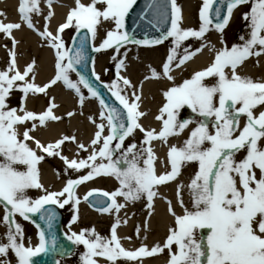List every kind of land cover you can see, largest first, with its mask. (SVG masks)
Listing matches in <instances>:
<instances>
[{
	"label": "snow or ice",
	"instance_id": "1",
	"mask_svg": "<svg viewBox=\"0 0 264 264\" xmlns=\"http://www.w3.org/2000/svg\"><path fill=\"white\" fill-rule=\"evenodd\" d=\"M53 2L47 0L48 11L43 15L45 24L42 31L35 28L31 15H42L39 0H19L18 5L23 24L37 31L47 45L55 50V75L42 86L34 82V60L23 71L17 66L15 47L18 41L11 33L19 30L21 23L0 22V33L12 42L7 67L0 70V207L4 210L0 224L7 229L3 236L6 242H0V257L5 258L0 260V264H9V252L14 255L16 264H35L33 258L42 253L64 254L62 249L58 251L53 231L56 213L45 208V205L63 208L71 203V223H75L79 219L77 205L80 203V198L75 195L76 186L99 176L114 177L119 187L111 193L90 190L83 198L89 202V206L98 212L112 214L125 206L118 203L116 197H122L128 203L143 199L151 216L158 186L177 181L182 168L190 163H195L197 167L189 182L176 184V199L183 214L177 215L172 201L166 200L167 211L174 218V227H169L162 245L158 243L150 249L142 245L136 250H126L116 232L121 224L117 217L111 225L110 238L101 237L94 229L66 234L73 245L84 247L85 251L80 256L81 264H99L97 257L103 258L108 264H116L118 259L136 261L162 254L165 250L168 252L167 264H264V110H259L258 115L255 111L264 108V80H254L241 75L239 71L250 57L264 55V0H219L218 4L216 0H203L198 30L181 27L182 11L177 0H150L142 19H147L157 30L158 25L166 21L170 23L166 32L152 40H138L123 31L125 17L136 0H90L87 4L75 0V6L57 26L55 34L48 28V22L54 16ZM249 3L250 10L243 14L249 29L248 38L241 37L243 42L231 48L221 40L224 46L215 51L212 62L206 68L195 71L190 78L162 92L164 103L155 116L156 120L161 121L158 132L146 129L140 123L147 115L146 111L141 110V89L132 84L129 78L119 74L126 67L119 55L112 57L117 78L104 86L111 91L120 107L106 104L86 76L77 72V65L83 67L87 63L89 39L95 40L100 26L109 22L114 25V29L106 31L105 38L98 47L93 46V51L111 48L119 53L121 47L128 43L152 46L172 38L173 47L161 71L150 68V76L146 75L144 79L174 81L171 75L173 65L181 69L204 47H209L210 51L214 49V46L208 45H201L194 50L185 48L183 54L177 56L176 49L181 47L182 42L189 37L202 40L210 26L222 33L233 9ZM214 4L215 23L210 18ZM222 5H226V12ZM68 28H73L76 33L71 46L66 45L61 36ZM81 30L86 32L81 34ZM71 72H77V81L70 78ZM92 75L96 76V73L93 71ZM207 78H213L214 83H206ZM96 79L99 80V77L96 76ZM58 82L74 92L81 107L86 97L80 85L87 88L92 98L99 100L100 122L92 116L88 117L95 130L90 140L92 151L86 159L69 160L61 154L60 149L65 142L76 143L75 135H62L54 143L44 144L31 134L38 125L46 127L47 122L59 121L61 117L53 112L58 107L52 102L54 98L49 99L47 109L39 114L27 110L28 96H47V89ZM127 89L132 90L131 95ZM13 90L23 94L19 107H9L6 102ZM184 106L198 119H178V113ZM73 115L71 111L67 113L68 117ZM27 122L32 123L29 125ZM189 124L195 127L188 132L182 144L168 147L169 170L157 174L155 165L158 157L153 142L159 140L167 145L170 137L180 136ZM137 130L142 133L140 142L126 145L125 141L129 137L134 138ZM29 141L35 148L30 146ZM76 147L88 151L83 143H76ZM38 153L59 157L68 169L77 172L87 169V174L77 179H67L60 191H48L40 183L38 169L45 156ZM98 158L100 163H96ZM18 166H23L24 170ZM28 189H40L45 194L31 199L26 195ZM185 189L188 194L187 205L184 201ZM94 194L102 195L107 200L96 198L89 201ZM29 213H39L48 229L47 232L38 231L35 247L31 246L30 241L25 246L23 230L14 218L19 215L28 220ZM144 229L147 230V220ZM136 231L139 233L140 228L137 227ZM54 264H59V261H54Z\"/></svg>",
	"mask_w": 264,
	"mask_h": 264
},
{
	"label": "bare ground",
	"instance_id": "2",
	"mask_svg": "<svg viewBox=\"0 0 264 264\" xmlns=\"http://www.w3.org/2000/svg\"><path fill=\"white\" fill-rule=\"evenodd\" d=\"M46 1L47 0H39V6L42 12L40 19L42 18L43 13L46 11ZM81 2L87 4L90 2V0H81ZM15 3L16 0H0V22L16 21L19 19V15H17L13 9ZM202 3L203 0H177V4L181 7L182 11V28H192L196 30L199 29L201 23L199 10L202 6ZM74 6L75 0H54L52 5L54 16L49 21V31L53 32V27L56 24H60L61 22H63L66 17L65 13H68V9L70 10ZM240 10L241 9L239 7L233 9L229 22L225 26L222 33L217 32L214 28L210 27V30L205 33L204 38L202 40L198 39L199 44L197 47H201V45L214 46V49L212 51L209 50V47H204L199 54H197L193 59L183 65L181 69H176L173 65V71L171 72V75L174 77V81H170L168 79H144L146 75L150 76V68L155 69L157 72L161 71L162 64L169 54L166 49L167 47L165 41L154 46H144L137 48L129 44H125L121 47L119 53H116L112 49L111 51H108L107 54L104 53L106 56L102 55L95 59V71L103 75V70L107 66V61L111 59L112 56L119 55V58L122 59L126 65V67L120 70L119 74L129 78L132 84L141 89V110L146 111L147 115L140 120V123L146 129H155L156 131H158L159 125H161V121L156 120L155 116L158 115V109L164 103L162 92L167 88L173 86V84L179 85L184 79L190 78L192 73H194L195 71L206 68L212 62L216 50H219L224 45L228 47L229 44H231V42L233 41L232 35L234 34V26L237 22ZM35 15L36 14L34 13L32 15L33 24L35 28L40 29V19L36 18ZM113 29L114 25L112 23L104 22L102 26H100L95 40H93L94 44H100L101 41L105 38L106 31ZM11 36L18 41L16 45L17 56L15 57L18 67L23 68V71L24 62L26 60H30L32 62L34 59V82L36 84L39 83L40 85V83L46 81L53 72V61L51 57L53 53L50 47H46L43 41H39L35 36V33L32 34L31 31L24 28L13 30ZM221 40L224 41V45L221 44ZM239 71L241 75H247L254 80L257 78H259L260 80H264V55L256 58H254V56L250 57L244 62L242 68ZM26 79L29 78L26 77ZM205 82L208 84H212L214 83V79L207 78ZM120 86L123 87L122 82H120ZM131 91V89H127L129 95H131ZM48 94L53 96L54 101L58 105V107L53 109L55 115L61 117V115L63 116V114H66L72 110L74 111H72L74 115L71 117L65 115L67 119H60L59 121H49L47 122L46 127H41L38 125L37 130L31 134L44 144L54 143L57 139H60L62 135H75L76 143H83L88 147V150H91L92 148L90 146V140L95 129L88 120V117L91 116L93 112L97 113V110L94 109L92 103L85 101L82 107L80 105L81 108L77 107L79 105L78 101H75L77 98L75 99L71 92L62 90L58 84L47 89V95ZM47 99L48 98H46L44 94H36L35 96H32L30 94L28 96L26 104L27 110L33 111L37 114L43 112L44 110H46L45 106L47 105ZM27 123L30 125L32 122ZM242 124L243 119H241V125ZM191 129L192 127H188V129H186L185 132H183L180 136L170 137L167 141V145L159 140L153 142V147L155 148L154 151L156 153V156L158 157L155 165L157 173L166 170V163L163 159V157H165L167 149L166 147H169L173 144L180 146L183 140L187 138L188 132ZM20 131L22 132L23 129L20 128ZM141 137L142 134H140L139 130H137L135 132L134 138H129H132V140H138ZM28 143L31 147L35 148V145L31 141H29ZM65 145L68 146H61V150H65L62 155H65L69 160L76 159L77 161H79L80 159H82L81 156L82 152L84 151L78 150L77 148H72V144L70 143H65ZM38 154H42L45 156V159L38 165V169L40 183L43 185L44 189L48 191H60L65 186L67 179H77L80 175L87 174L88 170L85 171L84 169H81L79 172H77L73 169H68L65 166L64 162H62V164L65 167H60L57 166L58 159L55 158V160L53 159L52 161H50L47 160V154ZM192 174H194V172L190 168H188L187 173L185 174L184 172H182V175L178 177L177 181L169 182L163 186H158V188L156 189L158 191V196L154 201V210L152 211V215L146 218L147 230L144 229V225L143 227H140L139 224H134V222L137 221L141 216V213L139 211L137 214V210L139 209V207L136 202H125L124 208H122L118 213L113 212L112 214L93 211L89 209L84 202H80L77 205L79 209V219L75 223H71L72 213L69 218L68 229L69 224L71 223L70 230L72 232L78 233L82 229H94L95 232L101 237L110 238L111 225L118 217L121 220V224L116 229V232L118 237L120 238L122 247H124L126 250H136L142 245L147 246L149 249L158 243L162 245L164 240L166 239V236L168 235L169 227H174L173 217L169 215L167 211V204L165 205L163 203L162 197L171 200L176 214L182 215L183 209L180 207L176 199V184L181 182L187 184ZM105 179L106 178H94L93 180L86 181L83 184H80L78 190L75 191V195L78 197L81 196L82 191L85 188L82 187V185L87 187H103L102 185H100V183L103 182L104 184L110 186L109 189L111 191H115L117 188L111 186L113 185V183H115L113 181L115 178L107 177V180ZM116 183L118 182L116 181ZM29 190L30 191L27 192L26 195H29L33 192L36 193L33 197H31V199H34V197L45 193L40 189ZM116 200L118 203H122L123 198L117 197ZM184 201L187 205V189L184 190ZM2 216L3 211L2 209H0V217ZM124 221H126V223H124ZM17 223L21 225V228L23 230L25 246L29 244V241L31 242L32 246L37 238L34 230L32 229V226L28 222L24 224L17 221ZM137 227L140 228L139 233H137L136 231ZM6 230L7 229L5 228V226L3 224H0V242H6L3 239ZM0 259L3 260L5 258L0 257ZM7 259L9 261V264H16L15 257L11 252H9ZM96 259L99 261V264H108V262L103 258L97 257ZM167 260L168 252L167 250H165L162 254H158L152 257H142L136 261L118 259L116 261V264H162L164 262L165 264H167Z\"/></svg>",
	"mask_w": 264,
	"mask_h": 264
},
{
	"label": "rangeland",
	"instance_id": "3",
	"mask_svg": "<svg viewBox=\"0 0 264 264\" xmlns=\"http://www.w3.org/2000/svg\"><path fill=\"white\" fill-rule=\"evenodd\" d=\"M239 8L241 10L239 12V16L237 18V22H236V24L234 26V32H233L234 34L232 35L233 36V41L231 42V44H229L228 48H231L234 44H236V45L241 44L243 42L240 39L241 37H244L245 39L248 38L249 29H248V26H247L244 18H243V14L246 13V12H248L250 10L251 4L250 3L249 4H243V5H240ZM46 13L47 12H44L43 14L46 15ZM35 17L40 19L41 15H39V16L38 15H35ZM73 31H74L73 28H69V29H67V30L64 31V42H65V44L68 43L69 37L71 36V33ZM198 41L199 40L196 39V38H192V37L188 38L187 40H185V41L182 42L180 48H177L176 49V53L175 54L177 56H180V55L183 54L185 48H188L190 50L196 48L198 46V44H199ZM165 42H166L165 44H166V47H167L166 49L169 52V50L173 47L172 38L166 39ZM9 44H10V40L8 38H6V37L4 39L3 34L0 33V70H5L6 67H7V52H8ZM128 44L131 45V46H133V47H135V48L141 47V46H138V45H135V44H132V43H128ZM92 45L93 46H97V47L99 46V44H97V45L94 44L93 40H92ZM111 50L112 49L109 48V49H105V50H101L99 52H96V54H95L96 56H95L93 62L95 63L96 62L95 61L96 58H98L99 56H102V55L107 54V52L108 51H111ZM29 63H31V61L30 60H26L24 62V66L26 67ZM106 64H107V66L103 70V75L99 74V77H100V79L105 84H109L110 85L111 82L117 78V75H116V73L114 71L115 70V62L111 58V59H109L107 61ZM70 78L73 81H77L78 80V78L76 77V75L73 72L70 73ZM19 83H21V82H17V84H19ZM80 88H81L82 94L86 97L85 101H88V102L92 103V105L94 106V109L97 110V105H95V100L90 96V94L88 93V91L82 85H80ZM18 97H21V92L20 91L13 90L10 93V96L7 98V101H6L7 104L9 105V107L14 106V105L17 104ZM45 97L48 98V101H49V99L52 98V95H49L48 94ZM52 102L53 103H56L55 101H53V99H52ZM46 104L48 105V102ZM77 107L81 108L80 107V104ZM95 114H96V112H93L91 116L92 117H95ZM65 115H67V113L66 114H63V116L61 115V119H67L65 117ZM95 119L97 120V118H95ZM178 119H180V120H193V119H198V117H196V115L194 113H192V111L189 108H187V106H184L180 110V112L178 113ZM188 127H192L193 128V127H195V125L194 124H189ZM140 134H142V133H140ZM138 136H140V135H138ZM132 138L131 139L128 138L125 141V144L127 145L128 143H132V142L139 143L140 140L142 139V137L140 139H138V140H132ZM65 143L66 144L67 143H70V144H72V148H77L76 145H75V143H71V142H65ZM65 143L63 144V146H65V147L68 146V145H65ZM60 151H61V154L63 152H65V150L62 151L61 149H60ZM91 151H92V149L91 150H88V151L82 152V156H81L82 159H86V157L91 153ZM86 154H88V155H86ZM63 156H65V155H63ZM46 157L48 158L47 160H50V161H52L53 159L55 160V158L58 159L57 166L65 167L62 164V160L59 157H48V156H46ZM96 163H100L99 158L96 161ZM18 167L20 169L24 170V167L23 166H18ZM196 167H197V165L195 163H190L187 166L183 167L181 171L186 174L187 171H188V168H190L193 171H195L196 170ZM84 170L86 171L87 169H84ZM96 178H106L105 180H107V177H105V176H99V177H96ZM113 181L115 183H113V185H111V186H114V187L118 188L119 187L118 183H116L115 179ZM100 185H102L105 188H110V186L107 185V184H104V182L103 183H100ZM84 187H87V186H84ZM29 191H30L29 189L26 190V193L29 192ZM35 194L36 193L33 192V193L29 194V195L27 194V196L29 198H31ZM79 198H80V202H83V199L81 197H79ZM122 203L125 204L124 199H123ZM136 203L138 204V207H139V209L137 210V214H138V211H139L141 213V216H140V218L137 221L134 222V224L136 223V224H139L140 227L141 226L143 227L144 222H145L144 221V218H145L144 215H146L147 212H148V209L146 207V201L143 200V199H141V200L136 201ZM0 209H2V211H3V208L2 207H0ZM61 212L63 213V230H64V232L66 234H68L67 231H66V224H67V221L69 220V216L73 213L71 203L68 204V205H65L63 208H61ZM83 253H84V248L81 245H76L75 246V249L73 250V252L68 257L58 258L59 264H81L80 256Z\"/></svg>",
	"mask_w": 264,
	"mask_h": 264
},
{
	"label": "water",
	"instance_id": "4",
	"mask_svg": "<svg viewBox=\"0 0 264 264\" xmlns=\"http://www.w3.org/2000/svg\"><path fill=\"white\" fill-rule=\"evenodd\" d=\"M87 71H85L86 74H88V65H87ZM103 96H105L104 94H102ZM57 223H58V219H55V221L53 222V231L54 234L57 238V242H58V249H62L63 251H69L70 249V244H67V242H64V240L61 238V236L58 234V227H57ZM48 230V229H47ZM47 232V231H46ZM51 254L53 253H49V254H40V258H39V263L40 264H54V260H52L51 258ZM39 256L35 257L34 259H38Z\"/></svg>",
	"mask_w": 264,
	"mask_h": 264
}]
</instances>
